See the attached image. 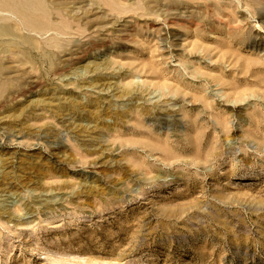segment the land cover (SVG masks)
<instances>
[{
	"label": "rangeland",
	"instance_id": "1",
	"mask_svg": "<svg viewBox=\"0 0 264 264\" xmlns=\"http://www.w3.org/2000/svg\"><path fill=\"white\" fill-rule=\"evenodd\" d=\"M0 264H264V0H0Z\"/></svg>",
	"mask_w": 264,
	"mask_h": 264
}]
</instances>
